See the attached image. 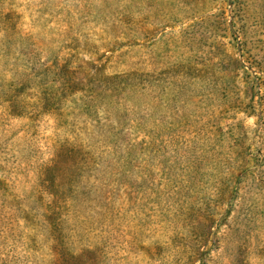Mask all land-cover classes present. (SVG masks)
Listing matches in <instances>:
<instances>
[{"label": "rangeland", "instance_id": "obj_1", "mask_svg": "<svg viewBox=\"0 0 264 264\" xmlns=\"http://www.w3.org/2000/svg\"><path fill=\"white\" fill-rule=\"evenodd\" d=\"M0 264H264V0H0Z\"/></svg>", "mask_w": 264, "mask_h": 264}]
</instances>
